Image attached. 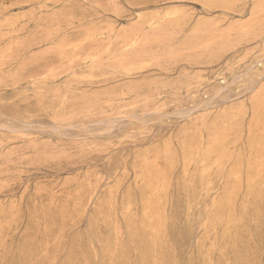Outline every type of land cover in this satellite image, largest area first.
Segmentation results:
<instances>
[{
	"label": "rangeland",
	"instance_id": "obj_1",
	"mask_svg": "<svg viewBox=\"0 0 264 264\" xmlns=\"http://www.w3.org/2000/svg\"><path fill=\"white\" fill-rule=\"evenodd\" d=\"M0 264H264V0H0Z\"/></svg>",
	"mask_w": 264,
	"mask_h": 264
},
{
	"label": "bare ground",
	"instance_id": "obj_2",
	"mask_svg": "<svg viewBox=\"0 0 264 264\" xmlns=\"http://www.w3.org/2000/svg\"><path fill=\"white\" fill-rule=\"evenodd\" d=\"M131 45V44H130ZM138 45V44H137ZM135 46V45H134ZM133 48V47H132ZM41 128V127H40Z\"/></svg>",
	"mask_w": 264,
	"mask_h": 264
}]
</instances>
